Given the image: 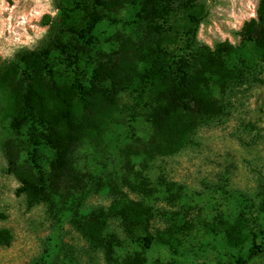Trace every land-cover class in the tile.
<instances>
[{"label": "rangeland", "instance_id": "1", "mask_svg": "<svg viewBox=\"0 0 264 264\" xmlns=\"http://www.w3.org/2000/svg\"><path fill=\"white\" fill-rule=\"evenodd\" d=\"M77 12V23L88 11L102 13L91 42L81 44V60L88 77L97 64L115 63L123 51V38L136 39L146 25L136 23L135 8L130 2L116 5L112 10L96 6L92 1L71 0ZM260 0H199L204 7L205 20L198 39L212 49L230 43L235 47L227 57L236 70L260 69L264 57L254 42L242 40L246 21L258 17ZM55 0H0V59L14 56L22 47L35 48L56 14ZM51 63L65 77L74 74L67 54L54 51ZM261 81L243 86L231 96L214 90L223 106L221 115L201 125L194 140L176 154L148 159L144 145L153 129L142 116L131 112L133 95H120L122 118L113 120L100 136L87 138L75 149L74 170L85 177L83 189H73L72 180H63L53 194V203L29 206L25 194H18L21 183L12 171L10 159H15L21 171L49 178L54 152L42 146L33 159V144L28 126L15 128L2 112L5 93L0 91V228L11 229L14 235L10 246L0 247V264H104L100 257H90L89 246L69 222L72 201L83 196L80 214L87 215L100 206H108L117 186L133 198L124 178L134 179L135 172L149 177L158 192L151 198L157 209L154 226L163 227L166 216L177 215L180 222L212 219L224 215L234 221L248 217L249 229L258 234L264 229V70ZM75 172V173H76ZM76 174V175H78ZM92 180L95 189H90ZM175 184L170 187L166 182ZM50 182H48L49 184ZM70 191V192H69ZM89 191V192H88ZM88 192V193H87ZM86 193V194H85ZM167 214H163L166 212ZM3 215V216H2ZM119 243L116 258L123 261L143 249L116 224ZM251 241L241 249L231 248L223 234L213 233L201 223L175 249L154 241L146 250L145 264H230L234 255H245ZM100 259V260H99Z\"/></svg>", "mask_w": 264, "mask_h": 264}, {"label": "trees", "instance_id": "2", "mask_svg": "<svg viewBox=\"0 0 264 264\" xmlns=\"http://www.w3.org/2000/svg\"><path fill=\"white\" fill-rule=\"evenodd\" d=\"M84 1L109 10L130 2L135 8L134 22L146 27L136 39L123 38V51L115 63L97 64L88 77L81 60L83 47L66 40V36L76 42H91L102 13L97 9L88 11L81 18L84 23H77L74 9L80 4L75 3L76 8L71 9V0H55L57 12L38 45L22 47L13 57L0 59L4 117L11 119L17 129L28 126L33 159L42 146L54 152L49 178L41 170L38 174L21 171L15 159H10L12 171L21 183L17 193L25 194L29 206L53 203V194L63 180L74 181V190L83 189L85 177L73 168L75 149L87 138L101 140L110 123L122 118L121 93L129 91L133 95L134 104L127 108L135 114L143 110L142 116L151 124L153 132L143 152L148 159H155L184 150L205 121L222 114L215 88L231 96L243 86L261 81L259 74L264 70V64L260 69L236 70L227 60L235 50L232 44L212 49L199 41V29L205 20L199 0ZM241 35L242 40L254 42L264 57V0L259 2L258 17L245 22ZM54 51L67 54L69 66L74 68L72 76H63L53 66ZM95 182L92 180L90 189L98 190ZM124 183L139 197L133 198L115 185L110 204L87 215L80 214L84 195L72 201L69 222L87 242L91 258L100 257L104 264H145L146 250L154 241L175 249L201 223L203 228L223 234L231 248L241 249L251 241L247 253L232 256L230 264H264V229H259L258 241V234L249 229L248 217L241 215L230 221L217 215L199 223L180 222L177 215H167L164 226L155 228L157 209L150 200L158 190L151 179L135 172L134 179L125 177ZM166 185L175 186L168 182ZM116 224L143 246L123 261L116 258L120 240L114 230ZM13 239L11 229L0 228V247L10 246Z\"/></svg>", "mask_w": 264, "mask_h": 264}]
</instances>
